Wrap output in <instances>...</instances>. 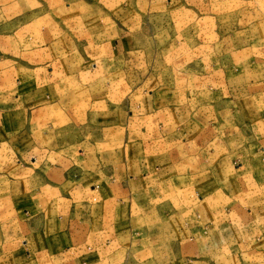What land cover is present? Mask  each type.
<instances>
[{
	"label": "crops",
	"instance_id": "0c3cea01",
	"mask_svg": "<svg viewBox=\"0 0 264 264\" xmlns=\"http://www.w3.org/2000/svg\"><path fill=\"white\" fill-rule=\"evenodd\" d=\"M96 1L71 45L40 32V0H0V43L21 46L0 56V264H164L168 236L167 264H264V10L228 54L255 64L250 105L215 97L214 54L203 76L148 57L151 16L184 0ZM166 210L178 235L137 229Z\"/></svg>",
	"mask_w": 264,
	"mask_h": 264
},
{
	"label": "rangeland",
	"instance_id": "374dc122",
	"mask_svg": "<svg viewBox=\"0 0 264 264\" xmlns=\"http://www.w3.org/2000/svg\"><path fill=\"white\" fill-rule=\"evenodd\" d=\"M40 1L39 6L48 12L46 17L43 16L41 19L40 27L42 26L43 30L40 32H45L50 42L60 40L61 43L65 36L67 39L66 43L73 45V40L77 38L80 29L85 26V23L95 18L92 10L94 9V5L97 4L96 0ZM184 1L183 8L180 7V9L178 8L179 10L151 16L150 23H147V25L151 26V29L143 31L145 35L152 39V43H154L150 46L151 51L147 53L148 57L151 55L154 58L156 56L161 59L166 58L165 66L167 68H173L175 64H179V66L183 65L182 68L184 70H187V66L198 68L199 73L197 75L203 76L206 73L207 62L209 58H212L211 55L214 54V61L211 62V66L209 67H214L215 65L216 76L218 70L223 68L230 72V78L225 86L221 84V87H225V93H218L216 92L217 88L214 89L212 87L215 92V97L223 96L238 103L246 101L252 105L250 103L252 102L251 98H244L255 91V86L251 84L255 81V64L250 61L248 55H240L238 57L236 54L231 53L232 56L228 58V54L238 47L236 41H238L239 33L235 28L239 26L238 20L241 11H250V13L246 14L248 21H250L255 17L252 11L256 7L264 10V0H199L196 9L189 7V9H185L184 7L186 5ZM78 6L87 10L86 15L81 17V19H78ZM121 16H124V14H120ZM80 21L84 23L78 25ZM9 23L14 24V21ZM11 24L6 25V27L14 31V27ZM20 49L21 46L19 49L10 47L9 40H5L0 43V56L3 59L6 57L8 59L6 63L12 65L14 60L18 58L17 55L20 57ZM18 50L19 52H17ZM45 51V48L40 49V55L45 53ZM222 53H225L223 59ZM194 54H198L197 62L191 61V59H195L197 56ZM10 56L14 57L13 60ZM227 60L229 61V65H227L228 63L226 64ZM179 66L177 67L181 68ZM241 72L244 74L239 77ZM103 82H106L105 79H103ZM214 85L216 87L217 84L214 83ZM211 86H213L212 82L207 84L206 78L200 77V80L198 79V86L193 87L192 95L197 101L207 102L210 96ZM104 87H106L105 84ZM103 93L105 92L103 91ZM190 95L188 94V96ZM105 114L103 112V115ZM203 116L205 117V115H200L199 117ZM229 181H231V177L223 180V183H229ZM219 184L222 185V183ZM165 213L163 214L165 217L162 220L160 219L158 221L153 219L143 223L137 229H142L145 226V229L150 230V233H170L178 235L182 227L178 226L179 222H177V225L176 221H174L172 211L170 213L169 210H166ZM187 216L188 212L184 213L183 218ZM185 227V223H183V231L187 229ZM166 240V248L163 247L164 250H161L159 254L156 253L153 257L154 259L152 258V260L156 261L159 259V256L162 257L156 263L164 262V264H167L173 256L172 248L170 247L178 240H175L174 236H168ZM140 261L142 260L140 259Z\"/></svg>",
	"mask_w": 264,
	"mask_h": 264
}]
</instances>
